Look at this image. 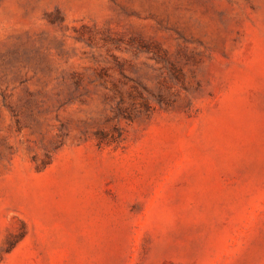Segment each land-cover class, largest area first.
I'll return each mask as SVG.
<instances>
[{"label":"rangeland","instance_id":"374dc122","mask_svg":"<svg viewBox=\"0 0 264 264\" xmlns=\"http://www.w3.org/2000/svg\"><path fill=\"white\" fill-rule=\"evenodd\" d=\"M0 264H264V0H0Z\"/></svg>","mask_w":264,"mask_h":264}]
</instances>
